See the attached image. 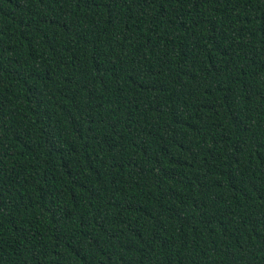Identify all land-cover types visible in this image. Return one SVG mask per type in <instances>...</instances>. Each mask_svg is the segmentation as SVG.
<instances>
[{"label": "trees", "instance_id": "16d2710c", "mask_svg": "<svg viewBox=\"0 0 264 264\" xmlns=\"http://www.w3.org/2000/svg\"><path fill=\"white\" fill-rule=\"evenodd\" d=\"M0 264H264V0H0Z\"/></svg>", "mask_w": 264, "mask_h": 264}]
</instances>
